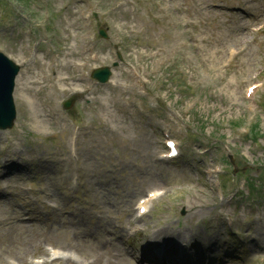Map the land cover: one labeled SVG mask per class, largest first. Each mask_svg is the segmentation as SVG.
I'll return each mask as SVG.
<instances>
[{"label": "rangeland", "instance_id": "obj_1", "mask_svg": "<svg viewBox=\"0 0 264 264\" xmlns=\"http://www.w3.org/2000/svg\"><path fill=\"white\" fill-rule=\"evenodd\" d=\"M261 27L264 0H0V51L21 68L0 163L29 171L0 177V264H144L165 223L213 264H264ZM48 206L60 219L39 220Z\"/></svg>", "mask_w": 264, "mask_h": 264}, {"label": "water", "instance_id": "obj_2", "mask_svg": "<svg viewBox=\"0 0 264 264\" xmlns=\"http://www.w3.org/2000/svg\"><path fill=\"white\" fill-rule=\"evenodd\" d=\"M17 71L18 68L0 54V94L5 90V96L7 98L6 107L0 110V124L3 128L10 127L15 116L10 94L13 89V79ZM95 75L101 77L100 79L105 81L108 76V71L104 69L103 72H95Z\"/></svg>", "mask_w": 264, "mask_h": 264}, {"label": "bare ground", "instance_id": "obj_3", "mask_svg": "<svg viewBox=\"0 0 264 264\" xmlns=\"http://www.w3.org/2000/svg\"><path fill=\"white\" fill-rule=\"evenodd\" d=\"M43 79H46V78H44L43 77ZM50 79V81H49V83H52L53 82V80H54V77H51V78H49ZM58 79H59V82L61 83V82H65V81H67V79L64 77H61V76H58ZM47 81H48V79H47ZM52 89H54L55 87L51 84V86H50ZM54 93H56V91L54 90ZM6 105H7V98H6V96H5V90H3L2 91V93L0 94V110L1 109H3V108H5L6 107ZM160 193H158V194H154V198L157 196V195H159ZM152 201V200H151ZM143 207V206H142ZM141 208V207H140ZM131 217V216H130ZM137 222H139V220L138 221H134V224L135 223H137ZM163 227V226H162ZM161 227V228H162ZM160 227H158V228H156V229H154L153 230V232H152V234L150 235V237L151 238H156V240L158 239V237L156 236V234H158L159 236L160 235H162V234H168L169 236H172L173 234H174V229H172L173 227H171L170 229H169V231H166V230H164V229H161ZM161 229V230H160ZM180 232V234H183V230H180L179 231ZM181 236H183L184 237V240H185V242H188V237L186 236V235H181ZM174 238V237H173ZM192 239H194V240H197V238H191V240ZM183 241V240H182ZM165 247V246H164ZM162 255H163V257L165 258L166 257V260H169L168 258H169V256H170V253H162ZM194 258H196V261L197 260H199L200 259V255H198V254H196V257H194ZM132 259V258H131ZM166 263H168V262H164V264H166ZM202 263V262H201Z\"/></svg>", "mask_w": 264, "mask_h": 264}]
</instances>
